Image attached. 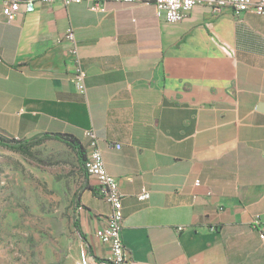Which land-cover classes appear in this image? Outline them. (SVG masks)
I'll return each mask as SVG.
<instances>
[{
  "label": "crops",
  "instance_id": "1",
  "mask_svg": "<svg viewBox=\"0 0 264 264\" xmlns=\"http://www.w3.org/2000/svg\"><path fill=\"white\" fill-rule=\"evenodd\" d=\"M88 128L124 193L126 264H264L250 226L264 219V15L198 4L170 22L152 3L84 0L37 2L8 22L0 2V135L64 133L86 149ZM95 188L85 242L103 261L94 231L109 205Z\"/></svg>",
  "mask_w": 264,
  "mask_h": 264
},
{
  "label": "rangeland",
  "instance_id": "2",
  "mask_svg": "<svg viewBox=\"0 0 264 264\" xmlns=\"http://www.w3.org/2000/svg\"><path fill=\"white\" fill-rule=\"evenodd\" d=\"M89 186L95 180L61 142L35 145L28 157L0 146V264H76L88 250L74 220L87 237Z\"/></svg>",
  "mask_w": 264,
  "mask_h": 264
},
{
  "label": "built area",
  "instance_id": "3",
  "mask_svg": "<svg viewBox=\"0 0 264 264\" xmlns=\"http://www.w3.org/2000/svg\"><path fill=\"white\" fill-rule=\"evenodd\" d=\"M84 0H0L2 4V14L8 22H11L18 13H30L35 10L36 3L45 4L61 3L65 6L71 3H81ZM91 10H104L108 2H144L152 3L155 6L156 14H164L165 19L170 22L182 20L191 9L198 4L208 5L216 13L223 8H229L234 14L251 11L264 15V0H87ZM64 38L69 42L67 54L74 62L72 82L76 90L84 94L86 91L85 77L86 71L80 63V54L76 37L71 27L67 28ZM84 137L89 139L86 150L84 169L92 177L98 189L99 195L109 205V213L106 224L95 229L96 239L108 246L109 256L106 260H99L90 255L88 250L82 249L76 264H126L128 254L125 250L121 228L123 223V199L124 193L121 191L117 179L108 173L102 151L98 146V137L93 128L85 129ZM198 184V181H196ZM150 192L142 188L137 198L146 200ZM250 226L258 233L259 238L264 242V219L255 215L250 220ZM179 226L177 229L181 230Z\"/></svg>",
  "mask_w": 264,
  "mask_h": 264
},
{
  "label": "trees",
  "instance_id": "4",
  "mask_svg": "<svg viewBox=\"0 0 264 264\" xmlns=\"http://www.w3.org/2000/svg\"><path fill=\"white\" fill-rule=\"evenodd\" d=\"M48 140H55L67 145L75 153L78 165L83 174L87 175V172L84 169V161L86 159L85 147L77 137L70 134L43 132L26 139H11L0 135V146L19 152L20 154L28 157L32 156V147ZM88 189L91 195H96V188L94 186H89ZM79 202L80 200L78 198L76 204ZM74 226L77 229L79 236L86 241V236L82 231L77 218L74 220Z\"/></svg>",
  "mask_w": 264,
  "mask_h": 264
}]
</instances>
